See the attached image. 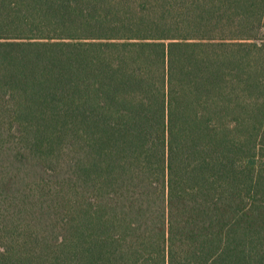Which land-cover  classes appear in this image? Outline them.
<instances>
[{"label": "trees", "instance_id": "trees-1", "mask_svg": "<svg viewBox=\"0 0 264 264\" xmlns=\"http://www.w3.org/2000/svg\"><path fill=\"white\" fill-rule=\"evenodd\" d=\"M0 264H264V0H0Z\"/></svg>", "mask_w": 264, "mask_h": 264}]
</instances>
